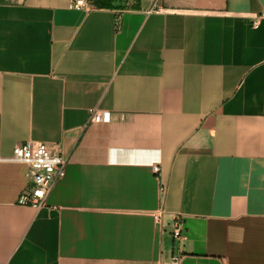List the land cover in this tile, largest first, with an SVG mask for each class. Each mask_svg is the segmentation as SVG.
Segmentation results:
<instances>
[{"label":"crops","instance_id":"obj_1","mask_svg":"<svg viewBox=\"0 0 264 264\" xmlns=\"http://www.w3.org/2000/svg\"><path fill=\"white\" fill-rule=\"evenodd\" d=\"M70 1L0 0V264H264V0Z\"/></svg>","mask_w":264,"mask_h":264},{"label":"built area","instance_id":"obj_2","mask_svg":"<svg viewBox=\"0 0 264 264\" xmlns=\"http://www.w3.org/2000/svg\"><path fill=\"white\" fill-rule=\"evenodd\" d=\"M154 4L151 11H160L157 7V2ZM70 7L76 10L89 11L90 4L88 0H71ZM253 25H257L256 19ZM93 122L109 121L107 112L99 115L94 114L91 118ZM12 161L23 163L28 167V180L30 187L24 189L17 198V204L20 206H28L32 208H42L46 206V201L56 182L62 179L65 175L66 161L65 159L54 153L50 147L44 142L26 141L16 144L13 148ZM154 175L160 173L159 165H152ZM160 192H164V187H160ZM160 213L156 214V218ZM171 235L173 239L180 240L184 237L183 222L180 216L173 217L171 223ZM170 264H178L177 258L173 257Z\"/></svg>","mask_w":264,"mask_h":264},{"label":"rangeland","instance_id":"obj_3","mask_svg":"<svg viewBox=\"0 0 264 264\" xmlns=\"http://www.w3.org/2000/svg\"><path fill=\"white\" fill-rule=\"evenodd\" d=\"M7 1H9V2H14V1H16V0H7Z\"/></svg>","mask_w":264,"mask_h":264}]
</instances>
